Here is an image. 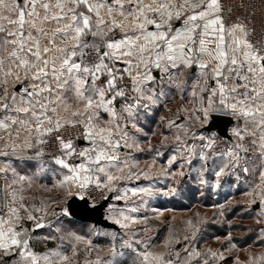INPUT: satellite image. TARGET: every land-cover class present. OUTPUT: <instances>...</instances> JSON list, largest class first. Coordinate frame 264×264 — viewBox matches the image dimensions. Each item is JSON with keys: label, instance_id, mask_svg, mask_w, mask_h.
Instances as JSON below:
<instances>
[{"label": "snow or ice", "instance_id": "snow-or-ice-1", "mask_svg": "<svg viewBox=\"0 0 264 264\" xmlns=\"http://www.w3.org/2000/svg\"><path fill=\"white\" fill-rule=\"evenodd\" d=\"M159 109L169 167L198 158L207 185L212 160L216 188L224 177L254 178L244 195L256 227L244 230L264 248V0H0V264H264V251L238 247L231 232L221 248L201 250L199 219L162 245L133 227L149 217L114 205L106 219L120 232L76 226L71 201L88 204L92 191L142 205L153 195L122 185L150 178L133 152ZM47 172L58 177L57 200L32 195L37 184L52 190L40 183ZM95 235L111 237L106 252Z\"/></svg>", "mask_w": 264, "mask_h": 264}, {"label": "rangeland", "instance_id": "rangeland-1", "mask_svg": "<svg viewBox=\"0 0 264 264\" xmlns=\"http://www.w3.org/2000/svg\"><path fill=\"white\" fill-rule=\"evenodd\" d=\"M145 132H147V136H140V142L141 140H146V143L143 144L142 149V154L147 155L149 157L157 156L155 152L149 151L148 149L155 148V149H160L161 155L157 156L159 161H163L166 156H167V147L161 144L162 140V131L158 128H155V125L152 126V123L149 124H143ZM150 130V131H149ZM153 133H156V135H153ZM151 143H153V146H149ZM166 153V156L164 155ZM164 155V156H163ZM195 159V158H194ZM180 163V161H177V164ZM203 163V162H201ZM156 164H160L156 162ZM167 167L166 170L167 172L171 171L170 168L177 166L176 164L172 165L169 167L168 164H165ZM160 166L164 167V164H160ZM184 171L185 175L183 177L181 176H171L165 174V171L162 172L165 177V186L168 185L169 179L170 184L169 187L173 188L174 183L173 179L180 182V188L177 191V194L175 195H164L163 193H166L168 189L162 191L159 190V194H155V190H153V195L151 197H144L143 199L147 201V203L143 204L141 202L140 197H133V200H137L139 203H135L136 206L140 208V211L135 212L138 213L141 218L144 216L149 217L147 224H138L134 225L133 227L135 228H141L147 226L150 231L147 233L141 232L140 236L147 238L150 236L152 238V243L154 245H162L164 240L170 235H179L183 236L187 230V225L186 221L191 219L193 221L196 220H201L203 223L200 225L201 227V233H198V239H197V245L198 247L202 250L205 248H221L222 245L224 244V236L231 232L233 236V242L238 245L240 248H246L248 252H255V253H260L264 251V248L258 247V241H255V233L253 232H248L245 231L244 229H249V228H255V217H252V213L249 214L247 209H242L240 210V205L238 202V197H229L227 198L225 195L221 196V192H219V189L216 188L213 190V185L211 184L212 179H208V184L206 187L203 185H200L196 181L194 183L196 186L199 188H196L200 193L199 196L195 198L194 201H192V168H189L187 164H185L183 169H180L178 167L179 171ZM175 177V178H174ZM50 179V180H48ZM168 180V182H167ZM43 181V179L41 180ZM48 182H54L53 178H47L46 183ZM46 185V184H45ZM173 186V187H172ZM48 188L52 189L53 191L54 188H52V185L49 184L47 186ZM143 187H148V186H143ZM150 188V187H149ZM169 188V189H170ZM204 190V191H201ZM217 190V191H216ZM37 193L42 194H47L48 191H44L41 189L35 190ZM41 192V193H40ZM60 193V192H59ZM54 194V193H53ZM106 196L110 198V202L107 205L105 209V216L107 217L109 214L108 206L109 205H114L117 210L123 209L125 212V215H129V213H126V204H129L132 202V200L129 201H124V200H114L112 197L115 195V193H109L105 192ZM54 196V195H53ZM208 196L211 201L207 199ZM157 197L158 199H161L162 204H166L167 200L172 199L173 203L169 204L168 208L167 207H159L160 209L158 211L162 212L163 217H159V220H155V218H152L151 215L155 214L156 211L153 210L154 208L149 206L148 200ZM47 200V199H46ZM199 202L197 203V206H192L193 202ZM205 202V205H202ZM223 205V211H224V216L221 217L219 215V206ZM131 216V215H130ZM54 219V218H50ZM83 233H88L89 228H93V226L89 225L86 227L82 226H77ZM97 231L100 232H113L115 230L111 229H103L100 227L94 228ZM163 231V236L161 238H158V233L160 230ZM46 231V234L48 232L47 229H43ZM158 230V231H157ZM204 230L208 231H215V235L218 236H212V237H204ZM121 230H117V232H120ZM218 231V232H216ZM219 237L220 239H217ZM94 239V243L100 245L105 249V252L107 250V246L111 241L110 236H103V235H95L91 237ZM55 244L52 242V247H54ZM179 247V246H177ZM239 255L240 259L246 260L247 259V252L245 251H240L237 253ZM130 263V262H129ZM228 264H232L231 259H229Z\"/></svg>", "mask_w": 264, "mask_h": 264}, {"label": "crops", "instance_id": "crops-1", "mask_svg": "<svg viewBox=\"0 0 264 264\" xmlns=\"http://www.w3.org/2000/svg\"><path fill=\"white\" fill-rule=\"evenodd\" d=\"M172 105H170L171 107ZM165 115V110L164 109H159L154 115L150 116L148 118L147 121H143L142 123L143 124H149V123H152V126L155 125V128H158L162 131V134H167V129L160 123L159 121V117L160 116H163ZM172 142V138L171 136H169V140H168V143L170 144ZM146 143V140H141L140 142V146L142 148L143 144ZM87 144L86 141H83L82 142V146H85ZM153 143H151L150 145H148V148L149 146H153L152 145ZM163 154V153H162ZM174 153L172 151H170L168 148H167V156H166V153L164 154L166 156V158L161 162L158 160V157L157 156H154L153 157H149L147 155H144L142 154V151H139V152H133V157H134V161L137 163V170H148L149 169V166L151 165V171L149 173V179H144L143 177H141L139 180H130V181H127L125 182V185H122V186H126L128 188H132V187H143V186H148L150 187L151 189L155 190V194H159V190H166V189H169V185L170 184V180L172 179H169V182H168V185L164 187L165 185V177H164V174L162 172H164L166 170L167 167H165L166 165L165 164H168L167 161L168 159L173 155ZM163 155V156H164ZM153 160L155 161V163L153 164ZM130 163H132L133 161H129ZM156 162L160 163V164H164V167L160 166V164H156ZM20 164L21 167H24V162H17ZM205 163V162H203ZM207 163V166L209 167V171L207 172H204L203 175H204V178L206 180L208 179H212L211 181V184L214 186L213 187V190L216 189L215 187V177H214V173L212 171V168L214 167V164H213V161L212 160H209L206 162ZM201 161H199L198 158H195L193 159V163L192 165H187L189 168H195L196 171H193L192 170V201L195 200V198L197 196H199V191L196 189L198 188L196 186V184L194 183V181H196L198 183V175L199 173L202 171L201 169ZM48 167L50 168H58L59 166H56L52 163H49L47 165ZM170 172H176V170H178V167L177 166H174V167H171L170 168ZM169 172V171H168ZM47 178H53V181H55L56 179H58L57 175L54 173V172H47L45 174V177L43 178V181H40V183L42 184H46V186H48L49 184H53V182H48L46 183V180ZM175 178V177H174ZM50 180V179H48ZM173 183H174V187L173 188H176L177 191L179 190L180 188V182L181 181H178L173 179L172 180ZM204 187H206V185H203ZM252 186H254V178L253 177H249V178H241L240 180H236L235 177H224L221 179V187H219V192H221V196L225 195L227 198L229 197H238V202H239V205H240V210L242 209H247V211L249 212V214L252 213V217H255L256 216V213L258 211L257 208H253L255 205H249L248 201H249V197L245 196L244 193L247 192V191H251V188ZM38 190L41 191V188L39 186V184L35 185L33 187V190H32V195H34L37 199H51V200H57L61 197V192L59 189H56L54 188L53 191H48V195L47 194H40L37 193L35 190ZM199 189V188H198ZM201 191H204V190H201ZM217 191V190H216ZM60 192V193H59ZM41 193V192H40ZM54 193V194H53ZM177 194V192H176ZM54 195V196H53ZM162 200L161 199H158L157 197H154L150 200H148V205L153 207L154 209L153 210H159L160 206L161 207H167L169 206V204L173 203V200L172 199H169L167 200L166 204H162L161 202ZM135 203H139L137 202V200H135ZM133 204L132 202H130L129 204H126V213H129L128 209L130 207H135L136 204ZM141 203V202H140ZM197 201L193 202L192 203V206H197ZM202 205H205V203H203ZM243 211V210H242ZM245 212V211H243ZM129 215L133 216V217H136V218H141V216L138 214V213H133V212H130ZM152 218H155V220H159V217H163V215H157V211L155 214L151 215ZM76 223V226H82L83 228L86 227V226H93V228H97L96 226H94L93 224L91 223H81V222H77L75 221ZM158 231V230H157ZM163 231L164 230H160L159 231V235H158V238H161L163 236ZM218 232V231H216ZM40 233L43 235V234H46V231L45 230H40ZM201 233V232H200ZM214 237V236H218V235H215V231H208V230H204V237ZM93 242H94V239H92ZM41 250L43 249L44 245H39L38 246ZM130 264V263H129Z\"/></svg>", "mask_w": 264, "mask_h": 264}, {"label": "water", "instance_id": "water-1", "mask_svg": "<svg viewBox=\"0 0 264 264\" xmlns=\"http://www.w3.org/2000/svg\"><path fill=\"white\" fill-rule=\"evenodd\" d=\"M219 127H224V125H220ZM79 144L82 141L78 142ZM110 202V198L103 199L99 203L95 204V207H90V202L88 200V204H85L84 201L79 199H75L71 201L72 209L75 211V221L81 223H91L96 227H100L103 229H111V230H119L118 226L113 225L112 222L106 219L105 209ZM253 208H256L254 206Z\"/></svg>", "mask_w": 264, "mask_h": 264}, {"label": "built area", "instance_id": "built-area-1", "mask_svg": "<svg viewBox=\"0 0 264 264\" xmlns=\"http://www.w3.org/2000/svg\"><path fill=\"white\" fill-rule=\"evenodd\" d=\"M237 2H239V0H237ZM257 3H259V0H257ZM79 141H81V140L77 141L78 146H82V143L81 144L78 143ZM104 196H106L105 192L103 195H101L99 190H95V191H92V194L88 197V200H89L90 204H92V203L97 204L101 200L104 199Z\"/></svg>", "mask_w": 264, "mask_h": 264}, {"label": "trees", "instance_id": "trees-1", "mask_svg": "<svg viewBox=\"0 0 264 264\" xmlns=\"http://www.w3.org/2000/svg\"><path fill=\"white\" fill-rule=\"evenodd\" d=\"M207 197V199L209 200V201H211V199L208 197V196H206ZM205 203V202H204ZM78 222V221H77ZM47 246L48 247H52V242H48V244H47Z\"/></svg>", "mask_w": 264, "mask_h": 264}]
</instances>
